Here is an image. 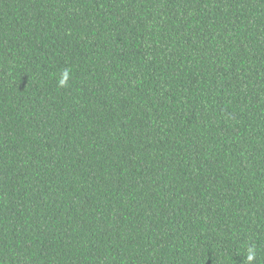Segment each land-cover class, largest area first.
<instances>
[{
	"label": "trees",
	"instance_id": "trees-1",
	"mask_svg": "<svg viewBox=\"0 0 264 264\" xmlns=\"http://www.w3.org/2000/svg\"><path fill=\"white\" fill-rule=\"evenodd\" d=\"M252 246L264 264V0H0V264Z\"/></svg>",
	"mask_w": 264,
	"mask_h": 264
},
{
	"label": "clouds",
	"instance_id": "clouds-1",
	"mask_svg": "<svg viewBox=\"0 0 264 264\" xmlns=\"http://www.w3.org/2000/svg\"><path fill=\"white\" fill-rule=\"evenodd\" d=\"M70 79V72L68 70H64L63 72H61L60 74V79L58 81V86L60 88H63L65 86H67L68 82ZM256 257V249L254 246L249 247L247 249V255H246V261L247 264H252V262L254 261Z\"/></svg>",
	"mask_w": 264,
	"mask_h": 264
}]
</instances>
